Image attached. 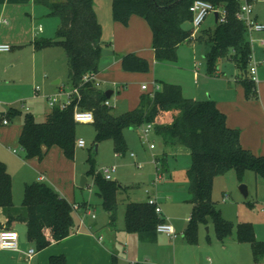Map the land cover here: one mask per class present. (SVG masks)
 I'll use <instances>...</instances> for the list:
<instances>
[{
	"label": "trees",
	"instance_id": "trees-1",
	"mask_svg": "<svg viewBox=\"0 0 264 264\" xmlns=\"http://www.w3.org/2000/svg\"><path fill=\"white\" fill-rule=\"evenodd\" d=\"M49 15L59 20L56 35L34 41L35 49L54 45L64 47L69 71L67 86L78 87L80 107L94 112L96 130L95 142L112 140L117 154H124L127 143L126 128H137L147 123L154 125L166 145L182 146L189 150L191 165L187 170L192 213L185 230L187 240L197 243L199 223L216 228L220 240L233 233L235 224L226 219L213 198L215 178L234 169L242 180L247 171H253L264 179V155H257L241 144L240 130L227 125V117L214 99L186 97L181 85L164 84L163 89L153 95L143 93L136 108L116 115L106 104L110 98L99 88L94 79L84 80L86 74H97L103 57L102 50L108 48L103 42V27L97 18L94 0H42ZM195 0H112V16L115 22L128 25L136 15L145 19L152 33V47L157 61H176L177 48L186 41L206 42L205 53L208 73H217L219 60L228 57L244 74L248 70L251 44L245 24L236 17L239 2L236 0H207L217 8L227 10L224 23L198 35H193V14L190 6ZM121 66L126 72L147 73L151 65L147 58L135 52L121 56ZM240 81L248 98H257V84L250 75H243ZM74 104L61 110L55 107L44 121H38L31 113H26L19 143L26 158L42 160L54 146L59 147L68 159H74L77 145V124L73 117ZM20 112L10 109L0 119H12ZM94 148L89 161L94 184L98 185L103 207L109 213V223L116 225L119 205L118 191L121 186L113 180H106L94 167ZM157 169L166 167L165 157H156ZM122 189H125L122 187ZM14 206L12 177L5 163L0 161V208L8 212L10 229L17 221L27 226V238L42 251L53 243L69 237L76 226V215L72 204L52 186L37 181L26 183L23 211L11 213ZM165 218L158 214L155 206L147 200L130 201L126 204V226L128 233L136 235L140 241L155 242L158 238L157 226ZM0 223V227H1ZM237 239L252 243L255 253L264 250V243L255 238L250 223H239ZM48 264H68L65 254H54ZM112 264H117L114 256ZM136 264H151L137 262Z\"/></svg>",
	"mask_w": 264,
	"mask_h": 264
},
{
	"label": "rangeland",
	"instance_id": "rangeland-1",
	"mask_svg": "<svg viewBox=\"0 0 264 264\" xmlns=\"http://www.w3.org/2000/svg\"><path fill=\"white\" fill-rule=\"evenodd\" d=\"M95 1L105 8L110 0ZM252 3L254 4V16L258 21L264 22V0H252ZM44 6L43 1L37 6L40 11L35 16L34 22H31L30 19H25L27 20L25 23L18 20V26L22 24L24 28L21 37L29 46H31L32 41L56 35L59 20L50 16L48 9L44 10ZM104 8L100 16V22L103 26V42L105 46H110L109 48L113 50V54L102 57L97 80L99 88L105 91L115 90L108 101L112 112L116 115L124 114L137 107L138 98L142 95L140 94L142 84L151 86L152 82H156L159 90H161L164 84L174 83L182 86L184 95L185 91L196 93L194 92L197 87L196 76L193 73V70L196 69L199 74L197 79L199 85H201L200 88H203L204 76L214 79V82H211V90L205 87L201 89L204 91L205 96L203 93L200 95H203V98H208L209 96L212 97L210 91L219 88L221 78L235 80L236 77H239L240 80L244 75L243 71L228 57L218 62V69L221 72H218V75L221 76L216 77L217 73L214 75L209 74L205 57L206 52H201L204 45L201 40L193 41L194 48L192 46H182L181 52L186 58L191 55L194 56L193 49H195V59L192 66L188 65L187 59L157 61L154 57H147L151 65L149 72L124 73L119 71L120 63L118 65V60L123 55L119 45L124 42L125 38L124 35L119 33L114 38L113 27L104 17L106 15ZM30 9V5L24 6L27 13L31 12ZM25 17H27L26 14ZM137 18L142 20V25L134 26L132 33L139 40H142L145 35L149 39L151 28L148 22L140 16H137ZM39 25L43 26L41 32L36 31ZM188 26L192 27L193 30L195 29L194 35L196 36L202 28L214 29L216 23L214 16L210 14L199 28H195L192 23H189ZM126 27L127 25H124L123 28ZM261 38H264V31H255L252 34L254 54L258 61L264 59V48L259 43ZM19 45V43L14 42V50H18ZM206 45L208 44L206 43ZM39 51H42V49H37V52ZM46 52L45 60L39 58L38 64L50 70L51 75L39 82L42 88V96L27 101V105L32 108V115L38 121H44L46 113L53 109L46 98L47 95L57 91L58 85H54L52 82L60 79L61 83H66L69 79L64 47L54 45ZM31 55V52L28 51L27 53L26 49V67L31 61ZM2 57L3 54H0V83L2 84L0 98L14 99L19 91H27L31 86H29V82H25L26 85L24 86L23 83L18 81L17 76H4L1 71L2 62L4 61ZM188 69L192 73H189ZM5 78L12 81L7 86L3 82ZM240 83L244 88L245 97L249 99L246 96L245 87L241 81ZM118 87L121 88L120 93L116 92ZM259 90L264 91V65L261 68L259 83H257V98L259 97ZM196 95L199 94L188 97H198ZM22 112L27 113L26 111ZM20 125V120H14L11 121L10 125L0 126V161L6 164L12 177L14 206L11 211L13 214L23 211L25 185L34 181L52 186L59 193L67 196L71 202L74 200L79 203L89 201L92 204L91 214L88 216L96 215V219L92 221L96 223L98 230L93 231L96 236H103V243L99 244L94 238L90 237L89 230L83 227L84 225H81L77 218L74 228L77 235L70 240L67 247L71 264H111L112 255H116L117 264H129L130 261L151 264H264V250L255 253L252 243L239 241L236 234L239 223H250L253 226L256 240L264 243V211H261L264 208V179L257 176L253 171H247L244 178L240 180L236 170L232 169L226 174L218 176L214 181V201L217 202L223 216L235 224L233 233L224 240H220L215 225L211 221L207 225L199 223L197 243L192 244L185 235V230L189 224L188 218L192 213L190 199L193 194L189 191L186 176L191 165V156L183 153L184 151H181L182 149L178 146L166 145L155 130H151L148 138H144V126L134 129L126 128L124 137L127 149L124 154L118 155L112 140L95 142L96 130L93 123H79L76 129L77 139L83 138L86 144L84 147L76 145L74 159H68L59 147L54 146L46 158L39 161L37 158H26V153L21 148L17 136ZM151 143L155 144L154 149H151ZM96 146L97 152L94 156L96 171L106 165H116L117 170L114 173L113 181L125 188L122 189L121 195L118 193L119 205L115 226L109 223V213L102 205L100 189L98 185L94 184L93 176L88 173L91 169L89 158ZM13 149H17L19 153H14ZM132 153L134 156H132ZM156 157H165L167 164L166 167L162 168L163 178L157 185L155 184L158 176ZM41 172L45 175L44 179L40 177ZM82 175L87 177V184L84 188L79 186ZM243 183L249 187L247 198L239 189V186ZM147 189L151 192L156 191L155 196L163 210L161 215L173 225L179 236L176 240L170 239L167 235L158 234L155 242H144L139 241L126 231V204L130 201L146 200L148 196ZM2 209L6 211L4 208ZM13 226L18 232L22 243L26 245V250H20L16 254L17 259L14 261L9 255L6 256L5 261L7 263L0 260V264H45L51 250L59 246V244H56L42 251L36 250L35 255L27 259L23 253L29 248L36 249L35 244L28 240L27 226L24 222H14ZM79 237L81 239L85 238L83 243L77 241Z\"/></svg>",
	"mask_w": 264,
	"mask_h": 264
},
{
	"label": "crops",
	"instance_id": "crops-1",
	"mask_svg": "<svg viewBox=\"0 0 264 264\" xmlns=\"http://www.w3.org/2000/svg\"><path fill=\"white\" fill-rule=\"evenodd\" d=\"M41 2H42V0H0V43H8L12 46V49L10 51L0 52V54H3L2 59H4V61L2 62L1 71L4 74V76H7V75L17 76L18 81L23 83L24 86L26 85L25 82H29V86H31V88H29V90L32 91V92H30L29 90L19 91L16 98H14V99H7V98H3V97L0 98V115H2L1 114L2 112H4V114H6L10 109H14V110L20 112V114L15 116L14 118L8 119V121H9L8 124H4L3 120L0 119V126L10 125L11 121H14V120L15 121L16 120L21 121V125L18 129V132H17L18 141H19L20 133L22 131L23 119H24V115H25V113H23L22 111H26L27 113H31L32 108L29 105H27V101L42 96L41 95L42 88H41L40 93H39L40 95L38 97H35V87L39 85V82L41 80L46 79L47 77H49L51 75L50 70H48L46 67H42L43 65L40 66L38 64L39 58L42 60H45L46 55H47L46 51H48V49L50 47L44 48V49H42V51L37 52V49H35L33 41L31 42V46H29L26 43V41L23 39V37H21V33H23V31H24L22 24L20 26H18V23H19L18 20H20V21L22 20L21 22L25 23L27 21L25 19H30L31 22H34V20L36 19L35 16L37 15L38 11H40L37 8V6ZM25 5L31 6V9H30L31 12L30 13H27L26 10H24ZM94 6H95L97 18L100 22L101 12H102V9L104 8V6H102L100 3H97L95 0H94ZM45 9H48V8L46 6H44V10ZM104 10H105L106 15L105 16L103 15V16L105 18H107V21L113 27L114 38H116L118 33L121 35H124V38H125L124 42H122L119 45L120 46L119 49L121 50V52H123V54L128 53V52H135L138 55L143 56L145 58L154 57L156 59L155 50L152 47V33L150 34L149 39L145 35V37L142 40H139L138 38H136L134 36V34L132 33V28L134 26H137V25H142V20H139V18H137V16L134 15L131 17V20H130L129 24L127 25V27L123 28L124 25L120 24L118 22H115L113 20V16H111V13H112V1L111 0L109 2H107V7H105ZM25 14L27 17H25ZM213 16H214V21L217 24V20L215 18V15H213ZM207 30H211V28H209V29L202 28L199 31V34L202 32H205ZM36 31H37V29H36ZM14 42H17V44L18 43L20 44L18 50H14V46H13ZM183 45H186L187 47L192 46V48H194L195 44L193 41H186V42L180 44L177 48V55H178L177 59H179L180 61L187 59L188 65L192 66V64L194 63V59H195V49H193L194 50V56L191 55V56H188L186 58V56L183 55V53L181 52ZM109 47L110 46L108 45V48ZM206 48H207V45L204 42V45H203L201 52L205 53L207 50ZM26 49H27V53L29 51L32 54L31 55V61H29L30 65L28 64V67H26V65H27V60L25 58ZM188 49H190V48H188ZM39 53H41V54H39ZM195 62H196V60H195ZM119 63H120L119 71L126 73V71H124L122 69V66H121V57L118 60V65H119ZM263 65L264 64L259 66V71H258V78L259 79H260L261 68L263 67ZM188 72L192 73V71H190L189 69H188ZM218 72H220L219 69L217 70L216 77L221 76V75H218ZM127 73H129V72H127ZM193 73H195V76H196L195 82L197 84V87L195 88V91H194L196 93H190V91H185V96L188 97V96H192L193 94H199V95H196L198 97H190V98H196V99L203 98V95H200V94L203 93L205 96V93L201 89H203L205 87L206 89L211 90V85H212L211 82H214V79H210V78H208V76H204L203 77V84H202L203 88H200L201 85H199V81L197 79L199 77L198 71H196V69H194ZM221 79L222 80H220L221 82L219 83V88L213 89L214 91L213 90L210 91L212 94V97H210V96L209 97L214 99L217 103L218 108L226 114L227 125L232 127V128H237L240 130L241 144L245 148L252 150L257 155H259V154L264 155V91L259 90V97L258 98L247 99L245 97V91H244V88L241 86L239 77H236L235 80H230L228 78L227 79L221 78ZM3 82H4V85L7 86L12 81H8L5 78ZM52 84L58 85L57 91L55 93H57L63 86L68 87L67 82L61 83L60 79L54 80L52 82ZM1 85L2 84L0 83V87H1ZM152 86H153V82H152L151 86L148 85L147 90H144V89H142V85H141V93L140 94L150 92ZM118 88H120V87H118ZM116 92H117V90H116ZM120 92H121V90L117 93H120ZM55 93H53V94H55ZM114 93H115V90H114ZM140 96L138 98V104L140 101ZM203 99H207V97H204ZM203 99H200V100H203ZM47 114L48 113H46V115ZM46 115H45V118H46ZM130 129H134V128H130ZM173 147H177V146H173ZM178 147L180 149H182L181 151H184L183 153L190 155L189 150H187L186 148H184L182 146H178ZM50 150L47 152V154L45 155V157L42 160H44L46 158V156L48 155ZM18 153H19V151H18ZM42 160H39V161H42ZM40 177L42 179H44L45 178L44 173L41 172ZM120 186H121V189L118 192L119 195H121V192H123L122 187H124L123 185H120ZM80 188H84V187L80 186ZM154 192H156V191H154ZM64 197L68 200L67 196H64ZM68 201L71 204L72 203H79L75 200L73 202H71L70 200H68ZM79 204H82V205L84 204L85 209L89 210V213L85 216L86 217L85 218L86 224L88 225V227H86V226H83V227H85L89 230V236L90 237L94 238L95 241H97L99 244H102L103 243V236L102 235L96 236L94 231H93L95 229L98 230L96 223L94 221H92V220L96 219V215H95V217L92 216L93 214L91 215V217L88 216L89 214H91L90 210H91L92 204L89 201H84V202L79 203ZM11 213H13V212L11 211ZM80 213L83 214L84 210L81 209ZM14 214H19V213H14ZM188 220H189V218H188ZM0 223L2 225L0 227V230L7 228V226H8V212L4 211L2 208H0ZM12 228L14 229V226ZM158 234L166 235L164 233H158ZM75 235H77V232L74 231L69 237L63 239L62 241L51 244V245L59 244V246H57V248H54L51 250L49 257L51 255H54V254H56V255L57 254H65L67 257V260H68V264H71L69 262V251H68L67 247L69 246L70 240L73 237H75ZM132 235L136 239H138L136 237V235H134V234H132ZM178 237L179 236L177 234L176 238L173 239L170 237V239L176 240ZM84 239L85 238L81 239L79 237V238H77V241L79 243H83ZM126 245H127V243L125 244V246ZM49 247H47V248H49ZM19 248H20V250H26V245L24 243H22L20 238H19ZM18 252L12 251V250L0 249V260L7 263V261H5V257L9 255V257L12 259V261H14L17 259L16 254ZM6 253H10V254H6ZM23 254L25 256V253H23ZM114 256L116 257V255H112L111 264H112ZM48 262H49V258L45 264H48ZM134 262H138V261H130L129 264H132Z\"/></svg>",
	"mask_w": 264,
	"mask_h": 264
},
{
	"label": "built area",
	"instance_id": "built-area-1",
	"mask_svg": "<svg viewBox=\"0 0 264 264\" xmlns=\"http://www.w3.org/2000/svg\"><path fill=\"white\" fill-rule=\"evenodd\" d=\"M239 2V8L236 13V17L242 21L248 32V38L252 47L250 58H249V65H248V74L250 75L251 79L257 84L259 82L258 78V71L259 66L264 64V59L258 61L254 54L253 48V41H252V34L255 31L261 32L264 31V22L258 21V19L254 16V4L252 0H236ZM190 11L193 14L192 24L195 28H199L208 18V16L215 15V12H218L217 23H224L227 19V10L225 8H217L213 3L207 0H195L191 6ZM43 30V26L39 25L37 28V32H41ZM195 34V29L193 30V35ZM259 43L262 47H264V38L259 39ZM12 49V46L8 43H0V52H8ZM97 74H86L84 76V80L94 79L96 81L97 86L99 87V82L97 80ZM148 85L142 84V89L147 90ZM41 87L38 85L35 87V97H38L40 94ZM159 90V86L156 82H153V86L150 90V94L153 95L155 91ZM80 97V90L78 87H65L63 86L57 93L50 94L46 96L49 105L52 108L58 107L61 110L68 108L70 105L74 104V111L73 117L76 123H94L95 116L94 112L89 109H83L80 107L79 103H77L78 98ZM106 104L111 106L109 101H106ZM8 119L4 118L3 123L8 124ZM144 126V138H148V135L151 130H154V125L152 123H147ZM86 144L83 138L77 140V145L79 147H84ZM151 149L155 148V144H150ZM22 148V147H21ZM23 149V148H22ZM14 153H18L17 149H13ZM132 156L134 154L132 153ZM117 170L116 165H106L103 166L98 170L106 180H113L114 173ZM163 178V173L158 170V176L155 180V184L159 183ZM147 193V202L150 205L155 206V210L158 214H162L163 210L162 207L155 196V192H151L148 189L146 190ZM72 209L75 212L76 217L78 218L81 225L88 227L86 224L85 216L89 213V210L85 209V206L79 203H72ZM83 209L84 213H80V210ZM264 211V208L261 210ZM95 217V215H92ZM90 228V227H89ZM158 233H164L171 238H176L177 233L172 224L164 220L157 226ZM0 249L4 250H12V251H20L19 248V234L13 228H4L0 230ZM36 253L35 248H29L25 252V257L27 259L32 258ZM134 262L132 264H136Z\"/></svg>",
	"mask_w": 264,
	"mask_h": 264
},
{
	"label": "water",
	"instance_id": "water-1",
	"mask_svg": "<svg viewBox=\"0 0 264 264\" xmlns=\"http://www.w3.org/2000/svg\"><path fill=\"white\" fill-rule=\"evenodd\" d=\"M215 18H216V20L218 18V12L217 11L215 12ZM112 54H113V50H111L110 48H104L102 50V55L103 56L112 55ZM244 73H245V75H248V70H245ZM120 90L121 89L118 88L117 89V92H119ZM105 93H106V95H107L108 98H111L112 94L114 93V90H112V89L106 90ZM1 114L3 115L4 112H2ZM86 183H87V177L85 175H82L81 181H80V184L79 185L81 187H85ZM239 189H240L241 193L244 195V197L247 198L249 196V187L246 184H244V183L241 184L239 186Z\"/></svg>",
	"mask_w": 264,
	"mask_h": 264
}]
</instances>
